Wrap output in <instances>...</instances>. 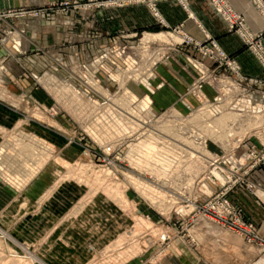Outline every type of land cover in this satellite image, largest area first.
I'll use <instances>...</instances> for the list:
<instances>
[{
    "label": "rangeland",
    "instance_id": "obj_1",
    "mask_svg": "<svg viewBox=\"0 0 264 264\" xmlns=\"http://www.w3.org/2000/svg\"><path fill=\"white\" fill-rule=\"evenodd\" d=\"M185 1L0 9V264L154 261L175 239L196 247L190 228L201 221L230 241L219 257L233 264L240 251L246 259L234 264H264V237L230 199L260 189L251 174L264 165V79L243 74L236 55L196 22L193 0ZM205 1L264 71V26L252 32L225 0L248 37ZM162 3L179 8L184 21L169 25ZM248 3L264 19L261 0ZM130 6L146 7L154 25L121 27L96 50L94 38L73 34L62 48L94 53L76 51L71 61L22 49L24 31L9 23L53 16L75 30ZM30 56L48 63L33 71L24 63ZM216 196L222 201L213 211ZM224 201L232 209L225 221L217 219Z\"/></svg>",
    "mask_w": 264,
    "mask_h": 264
},
{
    "label": "crops",
    "instance_id": "obj_2",
    "mask_svg": "<svg viewBox=\"0 0 264 264\" xmlns=\"http://www.w3.org/2000/svg\"><path fill=\"white\" fill-rule=\"evenodd\" d=\"M48 1L51 0H0V9L38 6ZM226 1L235 12L243 15L247 27L252 32H259L263 29L264 19L255 8L249 5L248 0ZM261 2L264 6V0H261ZM159 9L169 25H176L184 21L185 17L182 11L173 5L162 3L159 4ZM191 12L194 13L196 22L208 34L219 38V42L226 53L236 55V60L243 74L264 79V71L257 66L254 58L234 36L226 35L224 25L214 15L205 0H193L191 2ZM73 16H70V18ZM99 16H97L93 27L85 24L75 30L70 27H64L53 16L41 21L22 19L10 20L9 23L16 28V31H24L25 37L22 38V49L30 53L33 50L42 49L46 50L50 55H67L65 61L70 60V55L76 51V53H80L79 58H86L87 54L94 53L90 51L91 47L88 52L86 47L81 45L73 49L62 48L64 44L61 47V43L68 42L73 34L81 37L89 35L94 38V43L97 44L96 50L99 45L103 44L104 40L108 41L109 37H112L121 27L129 31H137L149 29L154 25L149 11L144 6H130L115 11H107L100 13ZM4 27L5 25L1 23L0 37L1 30ZM187 29L197 33L192 24H188ZM24 63L27 68L33 71H40L48 63V58L30 56L25 59ZM9 67L11 68L10 65ZM251 178L260 185V189L256 191L254 196L249 197L244 193L234 191L230 195V199L234 205L239 207L243 218L254 223L259 235L264 237V165L258 167L251 174ZM190 229L195 231L196 247H191L184 239L181 238L180 240L178 238L170 243L169 253L157 257L154 261L143 260L131 264H232L231 260L226 259L227 255L221 258L216 254V250H222L225 254L230 248L231 243L224 238L223 233L216 232L213 225L203 221ZM240 246L242 247L241 242H239L237 250H239ZM234 256L238 258H234L233 264L236 260L239 261L241 257H244L241 259L242 261L246 259V256L240 251ZM260 263L262 264V262Z\"/></svg>",
    "mask_w": 264,
    "mask_h": 264
},
{
    "label": "built area",
    "instance_id": "obj_3",
    "mask_svg": "<svg viewBox=\"0 0 264 264\" xmlns=\"http://www.w3.org/2000/svg\"><path fill=\"white\" fill-rule=\"evenodd\" d=\"M182 1L185 2V4H186V1L185 0H182ZM210 1H211V3L213 5H216L218 8L220 7L221 9L224 10L226 19H227V21L229 22L230 25H233L235 22L238 23V25L242 26L244 35H246L248 37H251V34L247 31V29L243 25L242 18H240V16L238 14H236L233 10H231V8L228 6V4L225 2V0H210ZM262 12L264 13V8H262ZM249 154L252 155L251 152H249ZM219 201H222L221 200V197H217L216 196L213 199L212 207L209 204L208 209L211 208L213 210L214 209V205L217 204ZM222 203H223L222 206H221L222 207V210L220 211L221 212V216H217V219L218 220H224L225 221L224 218L228 217V215L232 213V209H231V207H229V204L227 202L224 201ZM206 212H211V211L208 210ZM237 228L240 229L239 227H237Z\"/></svg>",
    "mask_w": 264,
    "mask_h": 264
},
{
    "label": "bare ground",
    "instance_id": "obj_4",
    "mask_svg": "<svg viewBox=\"0 0 264 264\" xmlns=\"http://www.w3.org/2000/svg\"><path fill=\"white\" fill-rule=\"evenodd\" d=\"M151 39H163V35H152L150 36ZM222 118V117H221ZM215 122V121H214ZM213 125V124H212ZM219 128V127H218Z\"/></svg>",
    "mask_w": 264,
    "mask_h": 264
}]
</instances>
